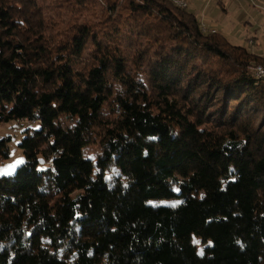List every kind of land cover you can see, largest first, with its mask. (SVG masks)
<instances>
[{
    "label": "trees",
    "instance_id": "1",
    "mask_svg": "<svg viewBox=\"0 0 264 264\" xmlns=\"http://www.w3.org/2000/svg\"><path fill=\"white\" fill-rule=\"evenodd\" d=\"M257 65L172 0H0V264H264Z\"/></svg>",
    "mask_w": 264,
    "mask_h": 264
},
{
    "label": "rangeland",
    "instance_id": "2",
    "mask_svg": "<svg viewBox=\"0 0 264 264\" xmlns=\"http://www.w3.org/2000/svg\"><path fill=\"white\" fill-rule=\"evenodd\" d=\"M187 10L199 19L212 23L232 45L264 57V0H189ZM29 128L38 129L39 125L17 121L0 125V140L11 138L8 142L9 158L0 160V171L7 174L0 176H13L24 164L25 156L19 144ZM95 153L94 148H89L86 157L91 158ZM21 160L23 163H18ZM41 167L45 168V164H41ZM195 243L201 251L206 246L203 240L196 239Z\"/></svg>",
    "mask_w": 264,
    "mask_h": 264
},
{
    "label": "built area",
    "instance_id": "3",
    "mask_svg": "<svg viewBox=\"0 0 264 264\" xmlns=\"http://www.w3.org/2000/svg\"><path fill=\"white\" fill-rule=\"evenodd\" d=\"M175 5H182L183 9H188L189 0H174V6ZM200 26L203 28V32H208L209 34H217L216 29H212L206 23H200ZM253 71L255 73V76L258 77L259 79L264 78V66L254 67Z\"/></svg>",
    "mask_w": 264,
    "mask_h": 264
},
{
    "label": "crops",
    "instance_id": "4",
    "mask_svg": "<svg viewBox=\"0 0 264 264\" xmlns=\"http://www.w3.org/2000/svg\"><path fill=\"white\" fill-rule=\"evenodd\" d=\"M196 17H197V15L196 14H194ZM202 17V16H201ZM198 18V17H197ZM198 20L200 21V23H208V24H210V25H208L209 27H211L212 29H215V26L212 24V23H210V22H208V21H206V20H201V19H199L198 18ZM216 31H217V34H220V35H222L221 33H219L218 32V30L216 29ZM223 36V35H222ZM227 36V35H226ZM249 42H251V40L249 41ZM250 44H252V43H250ZM248 50V49H247Z\"/></svg>",
    "mask_w": 264,
    "mask_h": 264
},
{
    "label": "snow or ice",
    "instance_id": "5",
    "mask_svg": "<svg viewBox=\"0 0 264 264\" xmlns=\"http://www.w3.org/2000/svg\"><path fill=\"white\" fill-rule=\"evenodd\" d=\"M18 163H23V161L21 160V161H19ZM14 167V166H13ZM0 174H7L6 172H4V171H0ZM200 255H202L203 253L201 252V253H199Z\"/></svg>",
    "mask_w": 264,
    "mask_h": 264
},
{
    "label": "bare ground",
    "instance_id": "6",
    "mask_svg": "<svg viewBox=\"0 0 264 264\" xmlns=\"http://www.w3.org/2000/svg\"><path fill=\"white\" fill-rule=\"evenodd\" d=\"M172 2L174 3V0H172ZM176 6H178V7H180V8H183L182 5H176ZM257 67H262V66H257ZM257 78H258V77H257Z\"/></svg>",
    "mask_w": 264,
    "mask_h": 264
}]
</instances>
